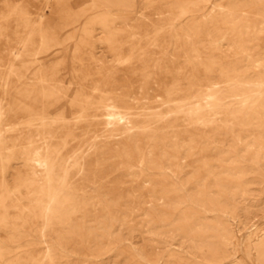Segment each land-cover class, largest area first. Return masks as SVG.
Returning <instances> with one entry per match:
<instances>
[{"label": "rangeland", "instance_id": "rangeland-1", "mask_svg": "<svg viewBox=\"0 0 264 264\" xmlns=\"http://www.w3.org/2000/svg\"><path fill=\"white\" fill-rule=\"evenodd\" d=\"M0 264H264V0H0Z\"/></svg>", "mask_w": 264, "mask_h": 264}, {"label": "bare ground", "instance_id": "bare-ground-1", "mask_svg": "<svg viewBox=\"0 0 264 264\" xmlns=\"http://www.w3.org/2000/svg\"><path fill=\"white\" fill-rule=\"evenodd\" d=\"M6 6H7V5H6ZM10 13H11V12H10ZM36 56H37V55H36ZM36 80H37V79H36ZM248 87H249V86H248ZM262 87H263V86H262ZM254 88H255V86H254ZM251 89H252V88H251ZM260 90H261V89H260ZM17 91H18V90H17ZM246 95H247V94H246ZM247 96L249 97V95H247ZM3 97H4V96H3ZM254 97H255V95H254ZM258 97H259V96H258ZM248 99H249V98H248ZM256 99H257V97H256ZM244 102H245V101H244ZM115 105H116V104H115ZM121 106H122V105H121ZM111 107H112V106H111ZM111 107H110V108H111ZM123 107H124V106H123ZM252 107L254 108V106H252ZM145 108H146V107H145ZM198 110H199V109H198ZM243 110H244V109H243ZM151 111H152V110H151ZM153 111H155V110H153ZM200 111H202V110H200ZM117 112H118V111H117ZM117 112H116V113H117ZM124 112H125V111H124ZM143 112H144V111H143ZM149 112H150V111H149ZM202 112H204V111H202ZM125 113H126V112H125ZM153 113H154V112H153ZM200 113H201V112H200ZM111 114H112V113H111ZM127 114H130V113H127ZM184 114H185V113H184ZM105 115H106V114H105ZM144 115H145V113H144ZM191 115H193V117H195L196 114H195V115H194V114H191ZM201 115H202V114H201ZM256 115H257V114H256ZM139 116H140V115H139ZM187 116H190V115L187 114ZM197 116H198V115H197ZM202 116H204V115H202ZM122 117H123V116H122ZM129 117H130V116H129ZM133 117H134V116H132V118H133ZM136 118H137V117H136ZM136 118H135V119H136ZM189 118H190V117H189ZM113 119H114V118H113ZM135 119H134V120H135ZM108 120H109V119H108ZM110 120H111V119H110ZM110 120H109V121H110ZM119 120H120V119H119ZM132 120H133V119H132ZM194 120H195V119H194ZM249 120H250V119H249ZM28 121H29V120H28ZM41 121H42V119H41ZM109 121H108V122H109ZM181 121H182V120H181ZM183 121H184V120H183ZM105 122H107V121H105ZM108 122H107V123H108ZM184 122H185V121H184ZM215 122H216V121H215ZM41 123H42V122H41ZM63 123H64V122H63ZM107 123H105V124H107ZM111 123H113V121H112ZM205 123H206V122H205ZM144 124H145V123H144ZM222 124H223V123H222ZM141 125H142V124H141ZM138 126H139V125H138ZM141 127H142V126H141ZM201 127H202V126H201ZM262 127H263V126H262ZM49 128H50V127H49ZM115 130H117V129H115ZM173 130H174V129H173ZM163 131H164V130H163ZM47 132H48V131H47ZM112 132H113V131H112ZM259 132H260V131H259ZM122 133H123V132H122ZM261 134H262V133H261ZM119 142H120V141H119ZM92 145H93V144H92ZM83 150H84V149H83ZM164 151H165V150H164ZM41 160H42V159H41ZM37 161H40V159H38ZM45 163H46V162H45ZM48 165H49V164H48ZM47 170H48V169H47ZM66 171H67V169H66ZM66 171H65V172H66ZM173 172H174V171H173ZM68 173H69V172H68ZM68 173H67V174H68ZM64 174H65V173H64ZM64 174H63V175H64ZM44 175H45V174H44ZM42 179H43V178H42ZM50 180H51V179H50ZM48 183H49V182H48ZM63 183H64V182H63ZM82 183H83V182H82ZM81 186H82V185H81ZM60 189H61V188H60ZM4 191H5V189H4ZM51 195H52V194H51ZM61 195H62V194H61ZM52 197H53V196H52ZM52 199H53V198H52ZM55 199H56V198H55ZM55 199H54V200H55ZM49 201H50V200H49ZM50 202H51V201H50ZM56 202H57V201H56ZM57 203H58V202H57ZM48 205H50V204H48ZM63 205H64V204H63ZM61 207H62V206H61ZM45 210H46V209H45ZM49 210H50V209H49ZM51 211H52V210H51ZM46 212H47V211H46ZM49 213H51V212H49ZM44 215H45V214H44ZM51 217H53V216H51ZM46 218H47V217H46ZM46 220H47V219H46Z\"/></svg>", "mask_w": 264, "mask_h": 264}]
</instances>
